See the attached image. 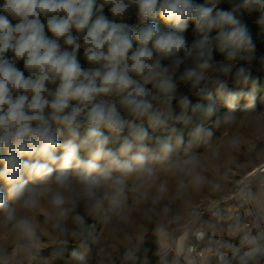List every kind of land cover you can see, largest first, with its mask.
Here are the masks:
<instances>
[{
    "label": "clouds",
    "instance_id": "obj_1",
    "mask_svg": "<svg viewBox=\"0 0 264 264\" xmlns=\"http://www.w3.org/2000/svg\"><path fill=\"white\" fill-rule=\"evenodd\" d=\"M224 2L0 0V181L7 192L6 200L0 191V231L11 234V251L0 243V264H53L56 259L88 264L86 257L94 245L96 253L111 264L112 253L88 224V218L96 216L110 235L123 234V259L136 264L145 237L127 231L132 222L129 180L136 182L131 190L139 193L137 199H148L146 188L151 185L145 181L154 174L149 161L168 160L185 143L183 130L174 125L191 126L188 149L207 143L213 132L203 121L218 113L210 86L232 110L225 111L223 119L233 121L239 94L229 89V79L236 84L251 79L250 69L236 64L250 61L255 47L240 17L243 12H257V23L264 26V0H240L230 10L218 7ZM133 7L143 23L134 34L124 23ZM105 8L112 19L103 14ZM157 16L172 28L158 29L153 22ZM189 21L194 22L196 33L191 43L184 35ZM81 48L88 68L78 59ZM216 54L223 59L217 60ZM20 61L23 70L17 67ZM181 84L190 85L195 103L179 92ZM112 96L118 102L106 99ZM121 109L134 119L124 118ZM196 115L201 122L194 124ZM137 120H146L147 126ZM149 129L166 135H150ZM62 136L66 137L63 143ZM149 141L155 147H149ZM110 143L119 147H107ZM230 145L236 147L238 141ZM81 151L87 159L81 158ZM185 163L195 165L198 156L190 154ZM258 170L264 171V166ZM192 182L200 185L203 179L196 175ZM165 190V185L159 186V191ZM240 195L264 206V190L253 192L245 185ZM158 199L153 197L152 203ZM153 212L145 209L144 218L151 219ZM190 214L196 218L194 209ZM41 215L43 224L37 218ZM247 229L239 221L229 227V235L239 236V241L224 242L232 257L218 250V264L264 261V231L252 234ZM154 234L159 245L153 253L157 264H180L181 255L187 264H196L188 259L192 248L171 255V246L165 243L166 225L158 224ZM45 236L63 247L42 259L49 247ZM70 240L79 250H73L69 259L64 254ZM143 264H148L147 258Z\"/></svg>",
    "mask_w": 264,
    "mask_h": 264
},
{
    "label": "rangeland",
    "instance_id": "obj_2",
    "mask_svg": "<svg viewBox=\"0 0 264 264\" xmlns=\"http://www.w3.org/2000/svg\"><path fill=\"white\" fill-rule=\"evenodd\" d=\"M239 2L240 0H231V2L225 0L219 7L227 5L228 10H230L233 4ZM134 11H137L135 7L129 10V14L124 20V23L127 24L130 21V17ZM103 14L109 19H112L108 8L104 9ZM240 18L247 25L252 38V33L257 30L256 26L258 25L259 13L244 12ZM170 28H172V25H165L158 29L164 31ZM72 34L76 35L75 31ZM184 35L189 43H191L196 38L195 29L188 26ZM67 50L71 51V48L68 47ZM80 51L83 52V49L81 48ZM79 57L82 61H86L83 54H79ZM239 61H244L241 65L248 67L251 73L261 70L262 67L260 66L264 65V49L256 50L252 54L250 61ZM236 64L239 66V62ZM149 87L151 86L149 85ZM210 87L211 90L215 89L214 86ZM179 92L190 95L193 90L190 85L181 84L179 86ZM260 95L261 99L253 102L255 104L254 108L248 107L249 104H236V111L234 112L236 118L233 121L223 119L225 111L232 110L227 108L225 97L220 95L215 100L218 113L221 112L219 121H217V117L215 116L216 119L212 125L210 123L205 124V127L210 128L213 132V136L207 143H200L188 149L187 141L189 137L186 134L185 143L177 147L168 160L149 161V165L153 168L154 174L145 181L146 185H151V187L146 188L149 193L148 199H137L139 193L131 190L136 182L132 179L129 180L130 190L128 192V203L131 207L130 216L132 222L130 226H127L128 232L134 237L141 234L144 235L145 241L154 238L153 240L158 249L159 245L156 242L157 238L154 234V229L158 224H164L167 226L169 234V239L165 243L173 249L175 240L184 234L183 231L186 227L185 211L190 205H193L199 200L218 199L233 193L240 179L250 173L254 167L264 163V88L261 89ZM106 99L111 100L110 97ZM114 101L118 102V97H115ZM174 110L176 111V108ZM60 139L62 142L65 141L66 137L62 136ZM232 140L238 141L236 147L230 145V141ZM193 153L198 156V163L195 165L185 163L189 159V155ZM61 154L62 150L58 149L57 155ZM216 154L221 155L217 161L214 158ZM205 160L209 162L214 160L215 163L214 165L213 163L207 165L206 162L205 164L207 166H201ZM196 175H199L203 179L200 185H195L192 182L193 176ZM162 184L166 187V190L163 192L159 191V186ZM0 191L5 192L7 200L6 187L2 181H0ZM157 196L159 197L158 201L152 203V198ZM165 207L169 209L168 212H164ZM147 208L155 209V212L150 214L152 216L151 219L144 218L143 213ZM81 211L83 212V208H81ZM37 218L43 224V215ZM88 224L91 226L93 234L100 236L102 245L106 246L108 251L112 253L111 264H128L123 259V253L125 251L123 234L117 233L115 237L110 235L107 227L101 223L99 216L88 218ZM44 227L47 232L52 233L49 225H44ZM43 239L49 247L43 250L42 259L50 257L54 251L63 247L62 245L53 244L48 236L43 237ZM10 240L11 234L8 231H0V243L6 245L9 251H11ZM93 248V253L86 257L88 264H109L104 257L96 253L97 246L94 245ZM73 250L78 251L79 249L74 244V241L70 240L66 246L65 257L70 259V254ZM171 255L174 256V253ZM33 264H39V261H33ZM53 264H65V260L56 259L53 261Z\"/></svg>",
    "mask_w": 264,
    "mask_h": 264
},
{
    "label": "built area",
    "instance_id": "obj_3",
    "mask_svg": "<svg viewBox=\"0 0 264 264\" xmlns=\"http://www.w3.org/2000/svg\"><path fill=\"white\" fill-rule=\"evenodd\" d=\"M192 96L193 93H190L189 98ZM115 97L110 98L114 101ZM173 107L176 108L175 112L178 114L180 109L176 101L173 102ZM141 122L147 126L146 120L137 121V123ZM159 132V130L153 132L149 129L150 135H158ZM261 166H264V163L257 165L240 179L233 193L218 199L199 200L186 209V227L183 231L185 239L182 243V250L193 249L188 259H194L196 264H218V250L225 252L231 258L232 253L224 247V242H233V237L229 235L228 229L237 221L246 224L247 230H250L252 234L264 231V206L249 203L240 195V191L245 185L251 187L253 192L258 193L264 190V171L258 170ZM193 209L195 210V219L190 214ZM179 261L180 264H187L185 255H181ZM233 264H238V260H233ZM260 264H264V261H261Z\"/></svg>",
    "mask_w": 264,
    "mask_h": 264
},
{
    "label": "trees",
    "instance_id": "obj_4",
    "mask_svg": "<svg viewBox=\"0 0 264 264\" xmlns=\"http://www.w3.org/2000/svg\"><path fill=\"white\" fill-rule=\"evenodd\" d=\"M204 0H194V3L197 4H201L203 3ZM219 7V6H218ZM219 8L228 10V6L227 5H223ZM244 13V12H243ZM157 27L161 28L164 27L165 25H172L170 23H166L163 21V19L159 16L155 17L154 21H153ZM13 24L16 23V21H12ZM127 24L130 26V28L133 31V34L138 31L141 27H143V23L141 22V20L138 17L137 11H134L130 17V21L127 22ZM188 26L190 28L195 29V24L192 21H189ZM256 31H254L252 33V38H253V44H254V52L255 53L256 50H260V49H264V26H260L259 24L256 26ZM47 31V30H46ZM49 36H51V33H48ZM212 36L216 35V32L213 31L211 33ZM136 46V42L134 40V47ZM79 54H83L82 51H78L77 56L78 59L82 65V67L87 68L89 67V65L87 64L86 61H82L79 57ZM9 57H11V53L8 54ZM216 59L217 60H222L223 57L220 55L216 54ZM239 62V66L241 64L244 63V61H236V63ZM246 63V62H245ZM17 67L21 70H23V61H20L17 63ZM262 67L261 70L255 71L253 73H251V79L249 80V82L247 84H236L234 79H230V84H229V89L232 92L238 93L239 94V100L237 101V104H250L253 102H257L261 99V95H260V91L262 88H264V65L260 66ZM27 75V73H25ZM213 96L215 98V100L220 96V94L217 92V89H213ZM193 93V92H192ZM187 95V94H185ZM189 95V94H188ZM250 97L254 98V99H250ZM193 100V102H196V98L194 97V95L192 96V98H190ZM202 103H207V101H200ZM121 114L124 116V118L126 119H134L133 117L129 116L123 109H121ZM221 116V112L217 113L216 117ZM215 116L204 120V124L210 123V125H212L215 122ZM138 121V120H137ZM136 121V122H137ZM201 122V118L196 115L193 118V123H199ZM177 129H181L183 130L184 134L186 135L190 129L191 126L189 127H185L182 124H175L174 125ZM105 134L107 135L108 132L107 130H104ZM159 134L158 135H153V136H163L166 135V133L161 132V130H159ZM124 134H127V130L125 131ZM64 141H62L63 143ZM149 147H155V142L154 141H149L148 142ZM111 146L112 148H118L119 144L118 143H110L109 145H107V147ZM62 150V149H61ZM80 156L82 159H87L88 157L86 156V154L81 151ZM27 159V158H25ZM3 166L0 165V170H2ZM92 229V228H91ZM154 239V238H153ZM152 238L148 241H145V244L143 245V248L141 249V251L138 253L139 259L137 260L136 264H143L144 259L147 258L148 260V264H157V258L154 256V252L157 250V246L155 241Z\"/></svg>",
    "mask_w": 264,
    "mask_h": 264
},
{
    "label": "bare ground",
    "instance_id": "obj_5",
    "mask_svg": "<svg viewBox=\"0 0 264 264\" xmlns=\"http://www.w3.org/2000/svg\"><path fill=\"white\" fill-rule=\"evenodd\" d=\"M221 155H217L216 154V157H214L215 159H216V161H217V159H218V157H220ZM203 162V161H202ZM207 162V165L208 164H212L213 163V165H214V163H215V161L214 160H212V161H207V160H205V162H203L202 164H201V166L202 165H206L205 163ZM206 165V166H207ZM213 165H211V166H213ZM199 166V165H198ZM200 167V166H199ZM205 167V166H204ZM210 169V168H209ZM202 170V169H201ZM185 239V233L183 234V236H180V237H178L176 240H175V244H174V248L172 249V252L174 253V256L176 255V252L177 251H181L182 250V243H183V240Z\"/></svg>",
    "mask_w": 264,
    "mask_h": 264
},
{
    "label": "water",
    "instance_id": "obj_6",
    "mask_svg": "<svg viewBox=\"0 0 264 264\" xmlns=\"http://www.w3.org/2000/svg\"><path fill=\"white\" fill-rule=\"evenodd\" d=\"M232 241H233V243H238V241H239V236H237L236 238H233Z\"/></svg>",
    "mask_w": 264,
    "mask_h": 264
}]
</instances>
